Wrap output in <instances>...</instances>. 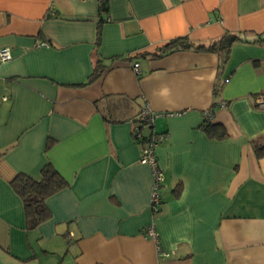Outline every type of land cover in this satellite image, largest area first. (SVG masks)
Listing matches in <instances>:
<instances>
[{"label":"crops","instance_id":"1","mask_svg":"<svg viewBox=\"0 0 264 264\" xmlns=\"http://www.w3.org/2000/svg\"><path fill=\"white\" fill-rule=\"evenodd\" d=\"M225 32L248 43L223 66L215 53L152 56ZM262 34L264 0H0L12 57L0 64V264H264V158L250 147L264 136ZM145 104L143 135L164 136L155 215L132 128ZM206 121L229 137H209ZM47 165L66 186L28 230L11 182Z\"/></svg>","mask_w":264,"mask_h":264},{"label":"trees","instance_id":"2","mask_svg":"<svg viewBox=\"0 0 264 264\" xmlns=\"http://www.w3.org/2000/svg\"><path fill=\"white\" fill-rule=\"evenodd\" d=\"M100 12H106V5L104 2L100 3ZM98 41L99 31L96 35V42L98 43ZM239 42L248 43V41L239 34H231L228 32H225L220 38L211 40L207 43H195L189 41L186 37H181L170 41L164 47L160 48L158 53H154L152 56L162 57L173 52L188 50L203 53H215L220 58V63L223 66L230 53L232 45ZM253 42H264V34L258 35ZM101 71L102 67L96 65L90 81L97 78ZM203 130L209 137L215 138L216 140H222L229 137L226 129L222 125H214L207 122L203 126ZM250 147L257 159L264 158V136L252 140L250 142ZM65 186L66 181L50 165L45 166L41 170L40 178L38 180H32L24 175H18L14 178L11 182V188L23 203L28 230L37 228L50 218V213L45 202L49 197Z\"/></svg>","mask_w":264,"mask_h":264},{"label":"built area","instance_id":"3","mask_svg":"<svg viewBox=\"0 0 264 264\" xmlns=\"http://www.w3.org/2000/svg\"><path fill=\"white\" fill-rule=\"evenodd\" d=\"M12 59L10 50L8 48L0 49V64L9 62ZM138 64L135 63L132 66V70L135 73H138ZM257 102L259 105H264V99L258 98ZM155 115L150 111L148 105H144L140 112L132 119V128H133V136L137 141L142 143V153L139 160L140 164L148 166L152 176V191L149 201V210L152 215H155L160 206V187L163 183V175L158 166L156 157H155V149L158 144L163 140L164 136L151 134L147 137L143 135V130L150 128L152 122L154 120ZM210 114H207L206 120L210 119ZM148 236H150L153 240H156V234L154 232L153 226H149L146 229ZM158 256L160 259L167 258L168 255L161 250L158 249Z\"/></svg>","mask_w":264,"mask_h":264}]
</instances>
